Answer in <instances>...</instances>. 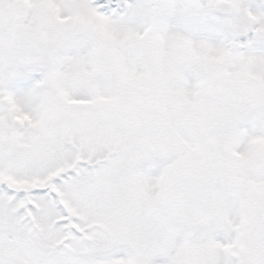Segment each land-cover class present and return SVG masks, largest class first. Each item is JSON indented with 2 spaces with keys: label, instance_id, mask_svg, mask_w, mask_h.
I'll list each match as a JSON object with an SVG mask.
<instances>
[{
  "label": "snow or ice",
  "instance_id": "obj_1",
  "mask_svg": "<svg viewBox=\"0 0 264 264\" xmlns=\"http://www.w3.org/2000/svg\"><path fill=\"white\" fill-rule=\"evenodd\" d=\"M0 264H264V0H0Z\"/></svg>",
  "mask_w": 264,
  "mask_h": 264
}]
</instances>
